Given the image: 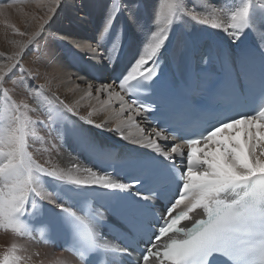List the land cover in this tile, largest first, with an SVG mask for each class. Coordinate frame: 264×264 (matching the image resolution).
Returning a JSON list of instances; mask_svg holds the SVG:
<instances>
[{
  "label": "snow or ice",
  "instance_id": "snow-or-ice-1",
  "mask_svg": "<svg viewBox=\"0 0 264 264\" xmlns=\"http://www.w3.org/2000/svg\"><path fill=\"white\" fill-rule=\"evenodd\" d=\"M46 2L51 13L52 6L60 0ZM10 6L0 2V9ZM122 7L123 0H114L100 35V41L111 42V49H92L97 53L95 59L107 61L105 68L115 64L122 49L119 34L112 31ZM200 7L205 10L203 16L195 7H189L188 0H160L159 11L154 15L155 29L145 33L142 51L135 54L114 83L130 96L134 90L151 88L160 75L161 50L172 29L187 16L200 25L222 31L234 44L249 33L257 34L254 47H217L202 54L201 65L219 64L218 79L198 76L190 90L206 88L214 99L228 102V109L235 110L238 103H246L255 93L250 69L258 59L259 93L249 105L250 111L242 115L229 116L228 109L194 107L179 129L152 127L143 140L133 141L150 151L122 159L123 167L132 173L127 182L114 178V173L106 169L79 163L67 169L48 167L50 161L42 164L33 158L30 138L45 140L36 135L39 128L52 140L72 141L101 163L111 159L112 150L91 139L83 127L87 124L102 130L107 120L95 123L91 117L99 110L82 116L75 105L55 93L46 96L43 83L28 85L27 98L17 102L7 87L9 82L16 83L10 73L16 69L21 80L36 78L23 67L21 54L39 33H32L25 42H12L18 50L7 57L10 63H0V228L25 234L29 231V218L39 213L43 216L40 222L51 232L63 228L69 234L78 264H93L102 255L111 256L104 264H118L116 257H120L119 264H264V0L259 6L255 0H240L223 16L220 13L224 10L208 0ZM111 87L102 83L95 91ZM92 88L89 84L88 96L92 95ZM108 95L121 102L115 113L119 122L114 130L120 132L121 126L135 125L143 133L134 116L153 112V105L139 96L126 101L119 92ZM124 112L129 113L126 118ZM32 113L37 114L36 119ZM121 138L127 139L123 135ZM170 139L179 142H158ZM50 146L57 149L56 143L50 141ZM178 163L183 167L178 169ZM97 196L111 205L116 217L113 223H107L105 216L109 208L102 212L95 206ZM162 200L167 203L161 205L157 215L156 203ZM41 202L51 207L45 208ZM101 226L113 230L118 242H108L97 231ZM24 251L13 243L0 254V264H30L31 257L20 254ZM137 251L136 259H130ZM54 264L67 262L58 258Z\"/></svg>",
  "mask_w": 264,
  "mask_h": 264
},
{
  "label": "bare ground",
  "instance_id": "bare-ground-1",
  "mask_svg": "<svg viewBox=\"0 0 264 264\" xmlns=\"http://www.w3.org/2000/svg\"><path fill=\"white\" fill-rule=\"evenodd\" d=\"M37 1L39 0H0V2L11 5L10 7L0 9V53H3V55H0V63H10L7 57L18 50L12 43L13 41L25 42L32 33H39L35 42L27 45L21 54L23 67L31 71L33 77L36 78H28L26 81L21 80V74L16 69H13L10 74L15 76L16 83L12 84L9 82L7 84V87L12 90L11 94L13 98L17 102L24 100L28 96V85L36 87L43 83L46 85L43 90L46 96L50 97L55 93L66 103L75 105L79 115L87 116L89 112H94V109L99 110L94 112L91 119L95 123H103L107 120L102 130L91 125L83 124L91 139L112 149H117L121 146H136L142 148L136 143H133V141L138 139L143 140V137L152 128L147 121V115L134 116L135 121L139 123V128L144 129L143 133L135 125L121 126L120 132L114 130L119 122L115 113L119 110L121 102L115 97L109 99L108 93L113 91L118 92L117 89L119 87L116 83L112 82V87L106 91L99 93L95 91L102 83L107 84L105 75L101 71L102 66L107 64V61L101 63L94 58L97 55L91 49L94 38L86 34L82 26V22L84 21L80 19L81 17H78L76 7L69 3L68 0H60L58 5L52 6L54 10L48 13V8L43 9L39 4L40 1ZM109 1H91L90 5L93 8L95 7L94 9L97 8L96 17H102L100 10L102 6L110 5V8H112L113 3ZM126 1L130 3L138 1L139 8L137 10H131L130 21L123 17L118 19L112 30L113 33L119 34V40L122 45L115 64H108L110 66L109 73L112 81H116L125 67L133 61L135 54L138 51H142L141 45L144 41L145 33L154 30L156 27L154 24V15L159 11L160 6V0ZM204 2L205 0H195V5H193V0H188V5L189 7H195V10L203 16L206 13L200 6ZM255 2L259 6L262 0H255ZM208 3L214 7L222 8L224 11L220 14L223 16L229 8L238 5L240 0H208ZM45 14L46 20H43ZM93 16L94 14L90 15L92 20ZM85 22L87 23V21ZM42 24L43 28H41ZM95 24L91 28L88 27L91 33L97 31L99 28L97 21ZM14 29L25 32L26 35H17ZM102 30L101 32L99 31V38ZM131 36L138 44V47L136 46L134 49L129 41ZM193 37L197 38L198 41L201 37H205L218 46L225 45L228 49L233 50H238L249 42L257 43V34L249 33L242 37L241 41L234 44L232 39L222 31L200 25L191 21L190 17L183 16L181 22L177 23L172 29L169 40L166 41L165 47L161 50L162 53L169 52L172 55L175 67L182 77L185 76ZM97 46L111 49V42L108 39H105V41L99 40L97 41ZM89 84L93 85L91 96L86 94ZM119 93L127 101V94L124 91H119ZM77 101H79L78 104ZM105 101L108 103H103ZM2 112L3 98L0 97V113ZM31 115L33 119H36L37 114L32 113ZM128 115V112L123 113V117L125 118ZM40 118L44 117L41 116ZM109 128L113 130L110 131ZM36 135L45 137L43 142L37 140L35 136L31 137L29 141L31 145L29 151L38 162L43 164L45 160H48L50 163L46 166H57L65 169L71 167L74 163H79L81 166L95 167L86 151L79 149L72 141L65 143L63 139L52 140L45 131L39 128L36 131ZM122 135L127 137V139H122ZM50 141L51 143L57 144L56 150L51 148ZM158 142L161 145H171L179 141L170 139L168 141L160 140ZM45 148L49 150L45 151ZM142 149L150 151L147 148ZM57 151L59 155H57ZM184 151H186V147ZM176 159L179 160V157ZM114 178L118 179L115 175ZM49 190H51V186H49ZM41 203L43 206L47 204V202ZM97 231L102 233L108 242L117 243L104 228L98 227ZM44 234H48L46 228L34 229L29 226V231L22 235H17L10 228H0V254L7 251L15 243L19 248L25 250L20 254L31 257L30 264H54V261L58 258L65 259L67 264H78V260L61 247L57 237L50 235V239L46 240L43 237ZM133 256H135L134 253ZM109 259H111V256H109ZM116 259L119 264L120 257H116Z\"/></svg>",
  "mask_w": 264,
  "mask_h": 264
},
{
  "label": "rangeland",
  "instance_id": "rangeland-1",
  "mask_svg": "<svg viewBox=\"0 0 264 264\" xmlns=\"http://www.w3.org/2000/svg\"><path fill=\"white\" fill-rule=\"evenodd\" d=\"M40 1V5L43 7V9H47L49 7L48 3L46 2V0H39ZM37 1V2H39ZM69 3H71L74 7H76L77 9V15H79L78 17L80 19H82L84 22H82V26L83 28L85 29L86 31V34H89L91 36H93V41H92V45H91V49H94V48H97V41L100 40L99 38V34L102 30V28L104 27V23L106 21V17L108 16V14L110 13V5H107V6H102V8L100 9L101 10V15L102 17H96L95 15L97 14V8L94 9L93 6L90 5L91 1L92 0H68ZM110 3H113L114 0H110L109 1ZM137 8H136V7ZM132 7V8H130ZM135 7V8H133ZM80 8V9H79ZM88 8V9H87ZM130 8V9H129ZM139 8V4H138V1H133V2H129V1H126V0H123V7L122 9L120 10L119 14L117 15L116 19H115V24L117 23L118 19H121L122 17L123 18H126V20L130 21V12L132 9H138ZM87 9V10H86ZM124 9V10H123ZM86 10V11H85ZM125 13V14H124ZM91 14H94L93 16V20L92 18H90V15ZM122 15V16H121ZM84 16V17H83ZM89 17V18H88ZM88 19V20H87ZM43 20H46V14L44 15L43 17ZM81 21V20H80ZM87 21V23L85 22ZM96 21L98 22V30L97 31H93V33H91V30L89 28H91V26L93 25H96ZM90 22V24H89ZM92 23V24H91ZM94 23V24H93ZM114 24V25H115ZM88 25V26H87ZM102 26V27H101ZM89 27V28H88ZM95 27V26H94ZM97 29V28H96ZM84 31V32H85ZM100 31V32H99ZM121 37H124V36H121ZM95 38H96V41H95ZM129 41L131 42V45L134 49V47H138V44L135 42V40L132 39V36L130 37ZM127 42V41H126ZM109 49V48H108ZM110 50V49H109ZM97 54V53H96ZM109 68L110 66L108 65L106 68L104 67V65L102 66L101 68V71L104 73L105 75V79L107 81V84H112V82L114 83V81H112V79L110 78L111 75L109 73ZM118 92L121 91L119 88L117 89Z\"/></svg>",
  "mask_w": 264,
  "mask_h": 264
}]
</instances>
